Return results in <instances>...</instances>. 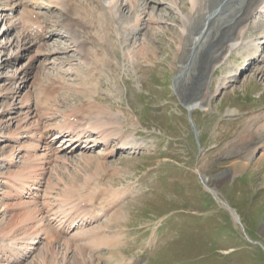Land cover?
Listing matches in <instances>:
<instances>
[{"label": "rangeland", "instance_id": "1", "mask_svg": "<svg viewBox=\"0 0 264 264\" xmlns=\"http://www.w3.org/2000/svg\"><path fill=\"white\" fill-rule=\"evenodd\" d=\"M151 1L144 22L154 18L157 24L142 29L137 36L134 33V37L128 33L127 36L132 37L128 42L122 25L116 23V15L113 23L104 21L106 33L101 34L100 39L107 45L103 51L109 48L118 52L111 68L105 66L102 71L100 68L96 78L93 76L99 86L88 88L89 95L93 92L96 96L95 100L89 101L98 106L101 104L112 113L117 122L114 129H123L128 140L135 143V146H126L127 152H134L122 154L118 159H105L103 154L97 153L81 154L71 160L60 157L49 167L48 185L55 190L62 186L64 190H70L89 180L94 183V179L100 177L101 191L108 188L124 196V203L109 217V222L107 220L96 230L102 233L107 230V235L118 238V245L107 243L101 247L94 246L92 239L87 244L83 237L80 241L58 237L53 241H41L23 264H45L46 253H49L46 256L56 257L66 245L69 246L65 249L69 250L68 260L78 261L81 250L94 258L93 264H264V134L261 133L264 125V54L255 67L241 73L243 65L251 64L257 44L264 36V22L247 25L245 36L254 41V49L247 45L235 49L212 75L210 92L213 96L206 107L190 112L185 104L198 94L196 83L204 73L203 66L212 59L213 44L209 42L207 49L199 52L188 79L176 86V78L188 62L193 33L188 29L189 23L186 25L171 5L177 3L183 13H189V0ZM131 19L138 21L132 16L128 25ZM139 24L133 26L139 30ZM86 26L83 22L77 25ZM111 29L113 34L109 35ZM183 30L187 32L183 34ZM132 43L142 51L134 58L129 56ZM94 48L98 49L96 44ZM12 54L7 49L0 54V62ZM70 56L76 58L74 53ZM113 58L109 57L110 61ZM4 61L0 65H4ZM24 62L22 60L11 68L9 64L3 66L0 86L6 76ZM39 67L30 81L31 89L27 90L33 102L36 94L39 95L50 81L44 78L36 87ZM56 68L53 71L59 72ZM52 69L47 70L55 76ZM67 70L63 73L64 77L69 74L65 86L69 84L67 87L71 90L66 87L58 100H51L53 104L51 102L49 108L52 106L53 118L58 117L57 113L68 114L74 107L88 102L87 93L81 94L77 90L81 84L80 74L70 67ZM86 71L83 68V73ZM4 104L5 101L0 100V114ZM91 111L96 113L97 109ZM92 117L95 122L97 116ZM2 122L0 117V125ZM1 128L0 132L6 134L7 124ZM7 146L0 143V175L8 173L2 169L3 157L10 152L5 148ZM138 147L141 149L135 151ZM61 159H65L63 163ZM87 159L93 161L88 163ZM100 163L104 164L103 170L98 166ZM205 178L212 180L208 187H214L215 192L207 188ZM10 206V210L1 207L4 209L0 214L2 227L26 208ZM29 220L30 224L24 221L16 233L10 234L16 237L24 232L32 235L43 231ZM7 233H0L1 245L4 242L1 239H4L3 235L8 236ZM49 244L56 249L46 250ZM56 262L69 264L62 257Z\"/></svg>", "mask_w": 264, "mask_h": 264}, {"label": "bare ground", "instance_id": "2", "mask_svg": "<svg viewBox=\"0 0 264 264\" xmlns=\"http://www.w3.org/2000/svg\"><path fill=\"white\" fill-rule=\"evenodd\" d=\"M62 1L63 0H48V2L45 4L41 1V4L46 5L47 8L49 9L51 7L58 6V4L61 2L60 10L62 12L61 15L63 17L62 21H64L63 23L64 25L62 24V30L64 31L63 35L73 44L72 50L68 47L55 49L54 48L55 45H52L51 51L49 52L46 51L33 52L32 51L33 48L30 46L32 44L29 41H26L25 36L23 35V33L25 32H23L21 26L24 25V22L30 23L32 21V16H34V13L27 10L26 8L20 9V5H21L20 2H15L12 5L13 7L17 8L18 16L2 20V22H4V27H3L4 32L1 34V30H2L1 29L0 34L2 36H6L7 33H9L11 35V39L6 45L0 42V49L4 50L7 47H11L12 51L15 52L14 54H16L15 56L17 57L28 56L27 54L32 51V53L29 54L30 56L28 61L24 65H22L21 68L15 70L12 75L7 77L6 79L7 82L5 83V85L0 86V100L2 101V99L4 98H6L7 100L4 104L5 108H3V112L1 113L2 115L0 114V117L3 120L2 124L0 125V130L2 129L1 128L2 125L7 124V128H5L6 130L4 129L5 131H7V133L5 134L0 132V140L2 143L8 144V146L5 147L6 149H10L9 150L10 152L8 154H5V156L3 157L4 159L2 160V162H6L7 166H13L18 169V172H15L16 173L15 175L13 171H10V173H8L9 177H7V179L3 182L8 188L13 187L14 189H17L18 183H20L19 186L21 185V182H19V180L23 181L22 178H20L21 176H23L20 171L21 169L24 168L21 166H17L18 161L16 160L18 159V157H21L24 160L22 164L24 167L27 164H29L30 166H33L35 169H37L39 172L42 173L44 171V168L41 165V159L48 158L49 165L52 163L53 160H55L53 162L55 165V163H57V161H59L60 159V157L58 156L54 157L55 153L53 154L46 147L44 141L42 140L43 136L41 135V132L45 127L43 124L40 123V121L43 117H48L49 119L53 118V113L50 111L52 109V106L49 108L50 101L52 99L54 101L58 100L60 98L61 93H64L65 90L69 87L68 86L69 84L67 85L68 87L65 86V83L68 82H66L65 77L63 75V73L65 72L64 69L67 67L72 68L76 73L80 74L81 84H78L79 85L78 88L80 87V89H77L78 93L81 94L87 93L86 95L88 98V102L86 108L84 109V114L86 116L85 123L87 122L89 123L87 127H85L84 132L90 131L92 134H96V137H99V140L103 141L105 145L107 142H109L112 139L114 135L117 137L123 132V129L121 130H119V128L118 130L116 128L114 129V125H116L117 122L112 118L111 115L112 113H110L109 110L102 107L101 104H99L98 106L92 103L91 101H89L90 99L95 100L96 97L93 92H90L89 95L88 88L94 89V86L95 87L99 86V81L95 80L97 74H99V69L101 68L102 71V69L105 66L111 68L112 67L111 63H113V60L117 56L116 53L118 52L117 50L109 49L108 47H107L108 50L103 51V48H105L107 45L106 42H103V40L100 39L101 34L104 35L106 33L107 26L104 29V23H105L104 21H106L107 19L108 20L107 24H111L114 22V18L116 15L115 18L116 23H118L119 26L122 25V28L126 33L125 36L127 42L130 39H132V37L130 38L127 36L128 33L129 35H133L134 37L135 35L136 36L139 35L142 29H147V28L150 29V27H152L153 24L154 25L157 24L154 18L150 19L149 22L147 23H145L141 19V17L144 16V14L146 17L147 15L146 13H148L150 4L152 3L151 0H126L127 1L126 3H124L123 0H90L94 5L88 2V0L86 5H83L81 0H77L79 2L78 4L80 5H75L74 7H72V5H68L66 7V4ZM84 2H86V0ZM189 4L191 10V12L189 13H183L180 10L177 3H173L171 5V7L179 13L182 21L186 23V25L187 23H189L190 28L188 29H190L193 33L188 62L183 67L180 74L177 76L175 82L176 86H178V84L184 79L186 80L188 79L191 72L193 71L199 52H201L204 48H206L209 42L213 44V52L211 54L212 59L208 62V64L203 66L204 73L202 74V76L200 75L199 81L196 83L198 84V88H199L198 94L196 93L195 95L197 96L194 99L189 100L185 104L186 108L190 112H192L196 108L206 107L207 102L213 96V93L210 92V85L212 81L211 80L212 75L216 71L217 67L221 63H223L227 59V57L231 55V53L238 47L243 45H247V47L254 46V41L247 39L245 33H246V29H248L247 25H249L252 22L253 17L257 14V10L262 4V0H189ZM7 5L8 4L6 0H0V6L4 7V10H8ZM85 7L87 10H85ZM37 16L38 15H36L35 19H37ZM132 16H136L138 21L136 22L133 19H131L128 25V21ZM189 16H192L193 19L189 20ZM145 17L143 19H145ZM81 22L87 25L86 28L77 27V25L80 24ZM138 22L140 23L139 30L137 29V26H133L135 24H138ZM197 22H199V26L197 25ZM142 25H144V27L141 28ZM110 31L111 32L109 33V35L113 34L112 29ZM117 32L120 35L121 29L119 28ZM186 32H187L186 30H183V34ZM134 33L137 34L134 35ZM1 35L0 38L2 37ZM90 37L95 38V41L93 40V42L94 44H96V47L98 49H95L94 45L92 48L89 47L90 42L92 41ZM136 41L137 40H135V42ZM116 48L118 49L117 44H116ZM129 50H130L129 56H131L132 58H134L137 54L142 53L141 49H139L136 43H132L131 48H129ZM144 50L145 48L143 47V51ZM106 52L109 53L106 55ZM207 52L209 55L210 51L207 50ZM36 53L44 57L45 55H47L48 57L54 54V57L52 59L53 61L49 62L48 59H46V61L39 60L37 65L40 67L37 70L39 72V75L37 77L36 87L43 82L44 78H49L50 79L49 82H51V84H53L56 89L54 92L50 90L49 92H47L46 95H43L44 96L43 99L46 102V104L44 105L45 108L42 107L43 112H41L42 108H39L37 106V103L32 101L31 98L32 96L30 91L28 92L26 91L27 92V93L25 92L26 94L21 93L22 90H27V88L29 89L28 86L29 81L34 79V76L36 75V68H37V66L35 65L37 61ZM72 53H74V55L77 54L78 56L77 60L70 56V54ZM104 56L106 57V59ZM111 56L114 58L110 61L111 58L109 59V57ZM69 57H71V59ZM253 58L255 57L253 56ZM54 65L60 67L57 68V70L60 69L58 75H56L57 76L56 78L58 79H56L55 76L52 79L51 73L46 72L47 69H52V66L54 67ZM2 67L3 64L0 65V69ZM83 68H86L87 70L84 73H83ZM94 75L95 78L93 77ZM45 86H43L42 91H44ZM30 89H31V85H30ZM38 96L39 95L36 94L35 100L37 99ZM41 96L42 95L40 94L39 97L41 98ZM76 108L77 107H74L71 112L74 113ZM94 109H97L96 113L91 111ZM232 112L233 111H231V113ZM68 115L69 113L65 115L64 118H67ZM92 116H97L95 122H92L90 120L91 118H93ZM13 125H15V127ZM261 128H262L261 133L263 135L264 125ZM252 136L253 135H249V137ZM254 137L256 136L254 135ZM30 138L36 140L37 143L29 142L27 146L24 145L25 143L28 142V139ZM3 139H5V141H2ZM70 142H72V140ZM122 145L123 143H121V147H124ZM28 148L29 149L31 148V150H29L30 152L33 151L32 149H35L34 153L30 155L29 154L18 155L19 152L21 153L25 152L28 150ZM262 149H264V146L262 147ZM50 153H52L51 156H53V158H49ZM64 160L65 159L63 160L61 159L60 161L63 163ZM92 161L93 160L91 159H87L88 163ZM98 166L100 170L104 169L103 168L104 164L100 163L98 164ZM50 171L51 168L50 170H48V172ZM30 181L31 180L23 181L20 188H23L24 187L23 185L30 183ZM204 181L206 182L207 188L215 192L214 187L211 186L208 187L209 182H211L212 180L210 181V179L205 178ZM13 183H15V186H13ZM47 189L48 192L51 193L55 191V189L51 188L49 185ZM6 195L9 196H5V198L14 197L13 195L10 196L9 193H6ZM64 197H66V195ZM10 205L17 206L18 209L24 207L26 208L18 212L16 216L12 217L9 220V222L5 225V227H2V225L0 226L1 228L0 233L2 231L8 232L7 233L8 236L3 235L4 239L3 238H2L3 240L1 239V241L4 242L3 245L0 246V254L4 253L7 255L10 254V249L8 248V246L12 248H17L19 252L20 251L26 252L29 249L31 250L32 245L36 243L35 239L41 232L44 231L43 228H45L43 224L44 218L41 214V210L37 207L32 208V206L29 205V203L22 202L16 204H9V202H4V203L1 202L0 214H3L4 212L3 211L4 209L1 207H5L6 209L10 210L11 209ZM29 218L31 219L34 225L37 224L36 227L38 229L43 231H38L36 234H32V235H29L30 234L29 232H24L21 235L18 234L17 236L19 237L17 236L14 237L10 234L11 232L16 233V231L20 229V226H23L24 221L25 223L26 222L29 223L30 221ZM235 219L238 220V217L235 216ZM33 229L35 230L36 228ZM111 236L104 234L102 237L96 240L92 239L93 241L92 243H94V246L95 244L97 246L99 245L105 246V244L107 243L108 245L117 244V242L119 241L117 240L118 238L117 237L112 238ZM53 244L47 245L46 250L50 249L52 252V249H54ZM68 247L69 246L66 245L63 252L61 253L55 252L56 254H58L57 256L55 255L56 257H52L51 255L50 257L46 256L49 254L46 253L45 259L42 260L44 261L45 264H57L56 260L59 259V257H62L63 261L65 263L68 261L69 264H79L81 262L83 264L94 263L93 262L94 258L89 254H85V252L83 253V251L81 250L78 252V258H79L78 261L68 260L69 250H65L68 249ZM59 261H61V258Z\"/></svg>", "mask_w": 264, "mask_h": 264}]
</instances>
